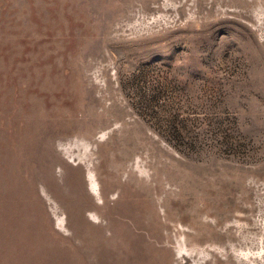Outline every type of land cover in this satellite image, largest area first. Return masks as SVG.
I'll list each match as a JSON object with an SVG mask.
<instances>
[{"label":"rangeland","instance_id":"rangeland-1","mask_svg":"<svg viewBox=\"0 0 264 264\" xmlns=\"http://www.w3.org/2000/svg\"><path fill=\"white\" fill-rule=\"evenodd\" d=\"M71 262L264 264V0H0V264Z\"/></svg>","mask_w":264,"mask_h":264},{"label":"bare ground","instance_id":"bare-ground-1","mask_svg":"<svg viewBox=\"0 0 264 264\" xmlns=\"http://www.w3.org/2000/svg\"><path fill=\"white\" fill-rule=\"evenodd\" d=\"M90 183H91V186H92V188L94 189V190H98V187H97V182L95 181V179H94V176H93V174L92 173H90ZM22 188L24 189V190H27V188H26V182L25 181H22ZM146 202H147V204H149L150 203V200H149V198H147L146 199ZM151 204V203H150ZM125 207H128V208H131L130 206H124V211H127L128 210V214H131V215H133V210H129L128 208H125ZM133 208H134V205L132 206ZM132 209V208H131ZM148 226H153L152 225V222H148V224H147ZM54 246V245H53ZM50 248H51V246H50ZM60 249V248H59ZM64 253H65V251H64ZM55 254H57V253H55ZM66 254V253H65ZM67 260H65V262H66ZM71 264H72V262H71Z\"/></svg>","mask_w":264,"mask_h":264}]
</instances>
